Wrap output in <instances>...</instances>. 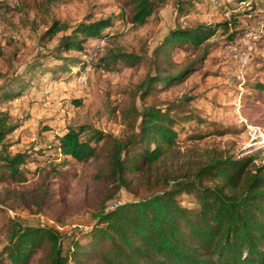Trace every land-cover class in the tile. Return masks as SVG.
Here are the masks:
<instances>
[{
    "label": "rangeland",
    "instance_id": "rangeland-1",
    "mask_svg": "<svg viewBox=\"0 0 264 264\" xmlns=\"http://www.w3.org/2000/svg\"><path fill=\"white\" fill-rule=\"evenodd\" d=\"M240 1L196 0L186 7L189 0H166L139 27L130 23L131 0H0V86L31 79L29 87L22 84L24 94L0 103V112L9 114V123L18 127L6 142L13 154L27 153L33 160L23 168L27 181L19 187L31 189L47 178L58 201L55 210L40 214L17 202L0 204V240L5 241L13 221L54 228L71 238L91 231L98 222L99 203L93 198L97 165L66 159L57 139L81 127L129 138L140 124L133 109L139 113L149 106L173 107L193 118L181 122L187 128L179 135L182 143L238 159L254 157L264 167V0ZM108 19L113 25L103 31V38H86L82 49L62 54L75 62L58 72L64 63L52 59L50 52L63 34L49 40L46 32L52 24L76 28ZM201 24H221L207 42L209 55L186 79L155 85L147 94L142 85L158 72L157 47L171 30ZM119 54L137 59L101 62ZM201 55L172 50L175 67L169 72L174 75ZM37 63L41 67L30 71ZM53 170L66 173L59 178ZM137 200L123 190L107 202L106 211ZM182 200L189 203L188 197Z\"/></svg>",
    "mask_w": 264,
    "mask_h": 264
},
{
    "label": "trees",
    "instance_id": "trees-1",
    "mask_svg": "<svg viewBox=\"0 0 264 264\" xmlns=\"http://www.w3.org/2000/svg\"><path fill=\"white\" fill-rule=\"evenodd\" d=\"M195 1L189 0L186 7ZM165 2L131 0L130 23L146 25ZM112 25L110 19L76 28L54 22L46 36L51 40L63 34L50 52L52 59L64 63L57 71H66L75 62L63 53L82 49L86 38H103V31ZM220 26L201 24L171 30L154 52L158 72L148 77L143 90L149 94L155 85L179 82L191 75L209 55L211 44L207 42ZM175 49L202 55L171 75ZM134 59L119 54L101 62L108 65ZM41 65L31 66L30 71ZM171 77L175 79L167 80ZM25 80L13 84L10 80L0 86V103L24 94L22 84H31V79ZM133 110L140 124L138 133L129 138L81 127L69 129L57 139V148L66 159L97 165L93 175V198L99 203L96 226L71 238L54 228L13 221L5 241L0 240V264H264V167L254 157L238 159L182 143L179 135L187 128L181 122L193 118L173 107ZM9 122L10 115L0 112V204L17 202L31 214L55 210L58 201L47 178L31 189L19 187L27 181L23 168L33 160L27 153L10 152L6 139L18 127ZM65 173L55 174L60 178ZM123 190L138 200L106 211L107 202ZM183 197H188V204Z\"/></svg>",
    "mask_w": 264,
    "mask_h": 264
}]
</instances>
